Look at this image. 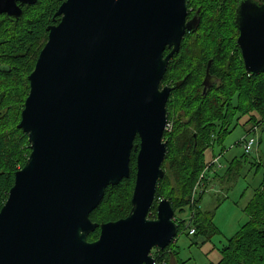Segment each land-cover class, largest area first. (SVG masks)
I'll return each mask as SVG.
<instances>
[{"label":"water","instance_id":"obj_1","mask_svg":"<svg viewBox=\"0 0 264 264\" xmlns=\"http://www.w3.org/2000/svg\"><path fill=\"white\" fill-rule=\"evenodd\" d=\"M37 1L0 0V15L16 22ZM55 18L27 77L17 129L30 154L0 210V264H157L152 251L173 243L178 224L167 199L148 214L164 178L166 104L185 78L161 81L199 21H186V0H65ZM235 26L246 75L263 73L264 0L243 1ZM210 65L203 95L216 82ZM133 151L129 214L93 223L106 189L129 178Z\"/></svg>","mask_w":264,"mask_h":264},{"label":"trees","instance_id":"obj_2","mask_svg":"<svg viewBox=\"0 0 264 264\" xmlns=\"http://www.w3.org/2000/svg\"><path fill=\"white\" fill-rule=\"evenodd\" d=\"M64 1L53 0L39 9L38 14L32 15L27 12L39 8L42 0H38L33 6H24L23 15L16 22L0 16V210L13 185L14 174L23 168L30 154L26 135L17 129L29 92L27 77L33 71L37 57L47 41V27L59 22L58 18L53 22V16ZM200 12L202 28L204 18H209V11L201 6ZM188 37L189 35L182 40L181 50L174 56L161 83L175 84L187 76L179 88L172 90L166 104L167 122H171L172 128L169 133H164V140L167 142L165 159L161 165L164 178L158 182L148 219L155 218L157 203L167 199L178 224L176 238L184 231V222L176 217L177 210L181 212L182 209L190 211L187 226L189 231L193 229V235L200 234L204 238H210L216 231L212 225L213 215L202 214L197 209L207 180L206 176L202 179L200 176L205 169V172L210 174L218 167L212 163L209 166L204 165L203 155L208 148L213 149L215 144L222 143L236 114L248 116L249 127L246 135H253L259 128L264 130V72L247 76L236 45L234 54L228 55L223 44L215 47L213 38L203 40L199 34L192 40L186 66L178 72L179 64L184 63V45ZM41 43L42 47L37 51ZM211 49L214 50V57H209L212 55ZM210 59L212 61L209 73L216 79L217 84L215 82L203 95L199 92V75L204 72ZM171 73L173 77L169 81ZM215 127L220 130L217 134ZM138 144L139 140L135 138L134 145ZM221 155L213 156V160ZM258 166L262 167L263 179L244 210L248 221L227 241L220 251L217 264H264V162ZM135 173L136 153L133 151L130 155L129 178L106 189L101 204L89 216L93 223L116 221L129 214ZM225 176L227 180H234L238 176V167H229ZM196 186L199 187L198 194H201L197 198L193 194ZM122 190H129L128 214L117 212L116 216L109 220L99 219L101 208ZM98 236L97 229L88 236L87 241L93 242ZM175 241L176 239L163 251L152 253L157 264L166 263L168 256L173 253L171 248Z\"/></svg>","mask_w":264,"mask_h":264},{"label":"rangeland","instance_id":"obj_3","mask_svg":"<svg viewBox=\"0 0 264 264\" xmlns=\"http://www.w3.org/2000/svg\"><path fill=\"white\" fill-rule=\"evenodd\" d=\"M51 1L53 0H42L43 3L39 8L31 9L27 14H38L43 6ZM212 3V0H193L192 2L193 8L204 6L209 11V18L204 16L203 27L199 28L196 33L190 34L185 41L184 63L179 64L178 72H181L186 66L190 56V45L193 43V38L198 34L202 36L203 40L213 38L215 47L223 44L228 55L234 54L236 50L235 45L238 34L233 23V12L223 8L220 4L215 7L210 6ZM220 14L222 15L219 16ZM41 47L42 43L36 50L38 51ZM210 53L212 55L209 57H214L213 49H211ZM211 59L208 61H212ZM173 73L176 74V72ZM173 73L168 77L169 81L172 79ZM199 79L201 86L199 92L202 93L204 72L199 75ZM247 121L248 116H238L236 114L232 119L231 129L222 140V143L220 145L215 144L213 149L208 148L203 155L204 165L209 166L213 162V156L218 157L222 153L218 164L220 167L214 170L215 174L213 175L214 172L208 174L205 169L200 176L201 179L206 176L207 180L204 185L205 191L202 193L201 202L197 208L202 214L210 213L213 215L212 225L216 230L215 235L210 238H204L200 234L188 235L189 229L187 226L190 219V211L182 209L181 212H178L177 210L176 217L184 222V231L176 238L175 244L171 248L173 253L168 256L169 258L165 264H217L220 260V251L226 246L227 241L235 236L239 229L247 223L248 217L245 215L244 210L252 199L254 192L262 183L263 170L258 164L264 162V130L262 128L255 130L253 135L250 134L256 141L250 154L245 155L242 147L238 144L246 136V131L249 127ZM218 128L219 126H217ZM217 129L215 127L216 134L220 131ZM165 166H167V163ZM229 167L233 169L238 167V176L232 181L225 178ZM196 187L197 189L195 190ZM196 187L193 189V194L197 198L201 194H198L200 193L198 191L199 187ZM163 188L166 191V186ZM128 191L122 190L114 195V199L108 200V203L101 208L98 214L99 219L109 220L114 218L117 212L127 215L129 211L127 203L129 198ZM154 252L155 250L152 251V253Z\"/></svg>","mask_w":264,"mask_h":264},{"label":"flooded vegetation","instance_id":"obj_4","mask_svg":"<svg viewBox=\"0 0 264 264\" xmlns=\"http://www.w3.org/2000/svg\"><path fill=\"white\" fill-rule=\"evenodd\" d=\"M213 1V3L210 5V6H213V7H215V6H218L219 4L223 7V8H225V9H228V10H230V11H232L233 12V15H234V21H233V23H234V27L236 28V26H235V15H236V11H237V8L239 7V5L243 2V1H245V0H212ZM248 1H251V2H259V3H261L262 2V0H248ZM192 2H193V0H186V8H187V18H186V21L187 22H190L192 19H196L197 21H199V25H198V27H197V29L194 31V32H189V33H187L185 36H184V38L185 37H187L188 35H190V34H192V33H196L198 30H199V28H200V26H201V23H202V19H201V12H200V7H197V8H193L192 7ZM24 7V6H23ZM23 7H22V9H23ZM23 12V11H22ZM23 15V14H22ZM0 16H3V17H7L6 15H0ZM8 18V17H7ZM8 19H10V18H8ZM10 20H12V19H10ZM53 22H54V20H53ZM53 25H54V23H53ZM51 26V25H50ZM49 27V26H48ZM236 31H237V29H236ZM237 34H238V32H237ZM238 37V36H237ZM183 38V39H184ZM182 43H183V41L181 42V45H180V48H179V52H180V50H181V46H182ZM170 52V49H168V48H166L165 49V51H164V53H163V55L164 56H166L168 53ZM179 52L177 53V55L179 54ZM176 55V54H175ZM174 55V56H175ZM174 56L172 57V59L169 61V63H168V65H167V69H168V67H169V65H170V63H172V60H173V58H174ZM240 56H241V54H240ZM242 59V58H241ZM166 69V70H167ZM205 70H206V68L204 69V76H205ZM210 74V73H209ZM212 76V75H211ZM185 78L187 77V76H184ZM213 77V76H212ZM161 83H162V81H161ZM176 83H178V82H176ZM175 83V84H176ZM175 84H170V83H164V84H161V87L163 88V87H173ZM156 251L157 250H155V253H156Z\"/></svg>","mask_w":264,"mask_h":264},{"label":"built area","instance_id":"obj_5","mask_svg":"<svg viewBox=\"0 0 264 264\" xmlns=\"http://www.w3.org/2000/svg\"><path fill=\"white\" fill-rule=\"evenodd\" d=\"M171 128H172L171 122H167L166 126H165L164 133H169L171 131ZM255 144H256V141L254 140L253 137H251L249 135H246L245 137H243L239 141V145L242 147V150H243L244 154H246V155H248V154H250L252 152V150L254 149ZM220 158L221 157L215 158L213 160V162H212V165H216L219 168L220 166L218 164H219ZM196 189H197V187L195 188V190ZM195 190H194V193H195ZM188 233H189V235H193L194 234V230L191 229Z\"/></svg>","mask_w":264,"mask_h":264}]
</instances>
